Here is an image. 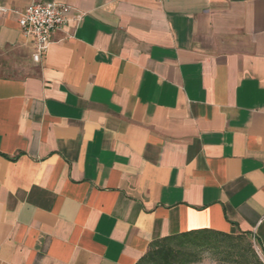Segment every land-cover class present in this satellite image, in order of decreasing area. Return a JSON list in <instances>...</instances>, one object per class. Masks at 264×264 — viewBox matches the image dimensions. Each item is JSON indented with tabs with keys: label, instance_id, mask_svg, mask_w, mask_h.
Listing matches in <instances>:
<instances>
[{
	"label": "crops",
	"instance_id": "crops-1",
	"mask_svg": "<svg viewBox=\"0 0 264 264\" xmlns=\"http://www.w3.org/2000/svg\"><path fill=\"white\" fill-rule=\"evenodd\" d=\"M33 1L71 7L39 61ZM0 6V264H137L199 229L264 263V0Z\"/></svg>",
	"mask_w": 264,
	"mask_h": 264
},
{
	"label": "trees",
	"instance_id": "trees-1",
	"mask_svg": "<svg viewBox=\"0 0 264 264\" xmlns=\"http://www.w3.org/2000/svg\"><path fill=\"white\" fill-rule=\"evenodd\" d=\"M245 235L233 236L199 229L155 241L137 264H191L209 253L220 264H264L254 249L252 256L241 245ZM252 247V246H251Z\"/></svg>",
	"mask_w": 264,
	"mask_h": 264
},
{
	"label": "built area",
	"instance_id": "built-area-1",
	"mask_svg": "<svg viewBox=\"0 0 264 264\" xmlns=\"http://www.w3.org/2000/svg\"><path fill=\"white\" fill-rule=\"evenodd\" d=\"M8 10L7 7L0 6V12ZM70 10L69 5L56 1H33L18 11V22L22 33L34 42L36 52L33 58L35 61H39L47 51L54 41V34L63 30L68 21L67 13ZM75 19L80 22L83 15L79 13Z\"/></svg>",
	"mask_w": 264,
	"mask_h": 264
},
{
	"label": "rangeland",
	"instance_id": "rangeland-1",
	"mask_svg": "<svg viewBox=\"0 0 264 264\" xmlns=\"http://www.w3.org/2000/svg\"><path fill=\"white\" fill-rule=\"evenodd\" d=\"M241 245L247 250L248 252V255L249 256H252V250L251 249H254L253 247V242L248 240V239H245V240H241ZM252 246V247H251ZM256 250V249H254ZM205 256H210V257H213L211 254L207 253L205 254Z\"/></svg>",
	"mask_w": 264,
	"mask_h": 264
}]
</instances>
